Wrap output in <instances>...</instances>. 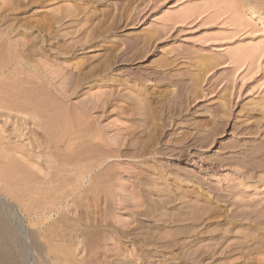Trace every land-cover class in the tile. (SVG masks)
I'll use <instances>...</instances> for the list:
<instances>
[{"label": "rangeland", "instance_id": "374dc122", "mask_svg": "<svg viewBox=\"0 0 264 264\" xmlns=\"http://www.w3.org/2000/svg\"><path fill=\"white\" fill-rule=\"evenodd\" d=\"M0 30V206L27 264H264V0H0Z\"/></svg>", "mask_w": 264, "mask_h": 264}, {"label": "bare ground", "instance_id": "6f19581e", "mask_svg": "<svg viewBox=\"0 0 264 264\" xmlns=\"http://www.w3.org/2000/svg\"><path fill=\"white\" fill-rule=\"evenodd\" d=\"M246 3H247V2H246ZM67 10H68V8H67ZM73 10H74V9H73ZM73 10H72V12H73ZM63 11H64V10H63ZM69 11H71V10H69ZM74 11H75V10H74ZM79 12H80V11H79ZM64 13H67L66 10H65ZM252 13H253V12H252ZM69 14H70V13H69ZM70 15H71V14H70ZM66 16H68V15L65 14V17H66ZM74 16H75V15H74ZM61 17L64 18V14H63V13H62V16H61ZM61 17H60L59 19H61ZM56 19L58 20V18H56ZM56 19H55V20H56ZM49 20H50V19H49ZM55 20H54V21H55ZM57 20H56V23H59L60 20H59V22H57ZM61 20H62V19H61ZM44 22H45V21H44ZM50 22H51V20H50ZM48 24H49V23H48ZM50 24H51V23H50ZM53 24H54V23H53ZM40 25H41V24H40ZM43 25H44V24H43ZM41 29H42V28H41ZM45 29H46V28H45ZM47 30H48V29H47ZM47 30H46V31H47ZM0 31H1V30H0ZM2 32H3V31H2ZM5 32H6V31H5ZM3 33H4V32H3ZM51 34H53V33H51ZM4 37H5V36H4ZM90 37H91V35H90ZM8 38H9V37H8ZM4 39H5V38H4ZM148 40H149V39H148ZM3 41H5V40H3ZM8 41H9V40H8ZM74 43H75V42H74ZM79 43H80V42H79ZM79 43H77V44H79ZM88 43H89V42H88ZM20 44H21V43H20ZM0 45H2V44L0 43ZM66 45H67V44H66ZM11 46H12V45H11ZM15 46H16V45H15ZM17 46H18V45H17ZM17 46H16V47H17ZM25 46H26V45H25ZM28 46H29V45H28ZM6 47H7V49H8V46H6ZM18 47H19V46H18ZM21 47H22V46H21ZM23 47H24V46H23ZM4 48H5V47H4ZM13 48H14V47H13ZM66 48H67V47H66ZM69 48H70V47H69ZM69 48H68V50H69ZM11 49H12V48H11ZM11 49H10V50H11ZM16 49H17V48H16ZM28 49H29V47H28ZM0 50H1V49H0ZM8 50H9V49H8ZM8 50H5V51H7V53H8ZM12 50H13V49H12ZM23 50H24V49H23ZM13 51H14V50H13ZM28 51H29V50H28ZM3 52H4V51H3ZM24 53H25V52H24ZM0 54H2V53H0ZM18 54H19V53H17V55H18ZM20 54L22 55L23 53L20 52ZM6 55H7V54H6ZM17 55H16V56H17ZM24 55H25V54H24ZM2 57H4V56L2 55ZM10 57H11V56H10ZM13 57H15V56H13ZM0 58H1V56H0ZM6 59H9V58H6ZM6 59L3 58L4 61H5ZM12 59H13V58H12ZM17 59H18V58H17ZM25 59H27V58H25ZM128 59H129V58H128ZM3 60H2V62H3ZM7 61L9 62V60H6V62H7ZM10 61H11V60H10ZM13 61H14V60H13ZM21 62H22V60H21ZM23 62H24V61H23ZM0 63H1V62H0ZM10 63H11V62H10ZM23 64H24V63H23ZM25 64H26V63H25ZM0 65H1V64H0ZM4 66H5V65H4ZM25 66H26V65H25ZM1 67H2V66H1ZM5 67H6V66H5ZM15 67H16V65H15ZM19 67H20V66H19ZM19 67H18V68H19ZM21 67H22V66H21ZM18 68H17V69H18ZM0 69H1V68H0ZM13 69H14V68H13ZM10 70H11V69H10ZM15 70H16V69H15ZM8 71H9V70H8ZM11 71H12V70H11ZM9 72H10V71H9ZM13 72H14V71H13ZM18 72H19V71H18ZM20 72H21V71H20ZM30 72H31V71H30ZM22 73H23V72H22ZM25 73H26V72H25ZM17 74L19 75V73H17ZM26 74H28V72H27ZM32 74H33V73H32ZM37 74H38V73H37ZM12 75H13V74L11 73V76H12ZM0 76H1V75H0ZM16 76H17V75H16ZM16 76H15V77H16ZM19 76H22V75H19ZM23 76H24V75H23ZM23 76H22V77H23ZM30 76H31V75H30ZM34 76H35V75H34ZM37 76H38V75H37ZM80 76H81V75H80ZM2 77H3V76H2ZM4 77H5V76H4ZM22 77H21V78H22ZM25 77H27V75H26ZM31 77H32V76H31ZM31 77H30V78H31ZM38 77H39V76H38ZM5 78H6V77H5ZM16 78H17V77H16ZM21 78H19V79L17 78V79L20 80ZM23 78H24V77H23ZM33 78H34V77H33ZM78 78H79V77H78ZM2 79H3V78H2ZM17 79H15V80H17ZM24 79H25V78H24ZM24 79H23V80H24ZM31 79H32V78H31ZM82 79H83V78H82ZM18 80H17V81H18ZM32 80H33V79H32ZM50 80H51V79H50ZM69 80H70V79H69ZM11 81H13V80H11ZM17 81H16L15 83H17ZM21 81H22V80H21ZM25 81H27V79L24 80V82H25ZM35 81H37V80L35 79ZM35 81H34V83H35ZM18 82H20V81H18ZM32 82H33V81H32ZM74 82H75V80H74ZM77 82H78V81H77ZM7 83H8V82H7ZM28 83L31 84V80H29ZM28 83H27V84H28ZM34 83H33V84H34ZM68 83H69V82H68ZM0 84H1V83H0ZM2 84H3V83H2ZM8 84H10V83H8ZM22 84H24V83H21V85H22ZM39 84H40V83H39ZM71 84H72V83H71ZM16 85H17V84H16ZM18 85H19V84H18ZM25 85H26V83H25ZM74 85H75V84H74ZM11 86L13 87V85H11ZM23 86H24V85H23ZM29 86H30V85H29ZM31 86H32V84H31ZM41 86H42V85H41ZM44 86H46V85H44ZM66 86H67V85H66ZM77 86H78V85H77ZM6 87H7V86H6ZM12 87H11V88H12ZM34 87H35V86H34ZM39 87H40V86H39ZM75 87H76V86H75ZM0 88H1V87H0ZM18 88H19V86L17 87V89H18ZM22 88H23V87H22ZM22 88H21V89H22ZM28 88H29V87H28ZM37 88H38V87H37ZM48 88H49V87H48ZM69 88H70V87H69ZM32 89H33V88H32ZM38 89H41V88H38ZM43 89H44V88H43ZM65 89H66V88H65ZM4 90H5V89H4ZM30 90H31V89H30ZM30 90H29V91H30ZM46 90H47V89H46ZM0 91H1V90H0ZM41 91H42V89H41ZM63 91H65V90H63ZM72 91H73V89H72ZM3 92H4V91H3ZM3 92H1V93H3ZM6 92H7V91H6ZM10 92H11V91H10ZM10 92H8V93H10ZM27 92H28V91H27ZM42 92H43V91H42ZM65 92H66V91H65ZM73 92H74V91H73ZM1 93H0V94H1ZM4 93H5V92H4ZM18 93H19V92H18ZM36 93H37V92H36ZM39 93H40V92H39ZM62 93H63V92H62ZM70 93H71V91H70ZM114 93H115V92H114ZM13 94H15V93H13ZM24 94H25V93H24ZM65 94H66V93H65ZM2 95H3V94H2ZM8 95H11V93L8 94ZM8 95H7V96H8ZM25 95H26V94H25ZM105 95H106V94H105ZM120 95H121V94H120ZM5 96H6V95H5ZM15 96H16V94H15ZM18 96H19V95H18ZM32 96H33V95H32ZM37 96H39V95H37ZM49 96H50V95H49ZM106 96H107V95H106ZM10 97H11V96H10ZM19 97H21V96H19ZM19 97L16 98V101H13V98H12V101L17 103L18 99H20ZM22 97H23V95H22ZM64 97H65V96H64ZM99 97H100V96H99ZM123 97H124V96H123ZM0 98H1V97H0ZM2 98H3V97H2ZM8 98H9V97H8ZM26 98H28V96H26ZM29 98H30V96H29ZM52 98H53V97H52ZM55 98H56V97H55ZM107 98H108V96H107ZM132 98H133V97H132ZM135 98H136V97H135ZM4 99H5V102H6V98H5V97H4ZM24 99H25V98H24ZM24 99H21V100L24 101ZM57 99H58V98H57ZM57 99H56V100H57ZM110 99H111V98H110ZM123 99H125V98H123ZM0 100H1V99H0ZM40 100L42 101L43 99H40ZM45 100H46V99H45ZM49 100H50V99H49ZM54 100H55V99H54ZM128 100H129V99H128ZM134 100H137V99H134ZM2 101H3V100H2ZM8 101L10 102L11 100H8ZM23 101H22V102H23ZM103 101H104V100H103ZM129 101H130V100H129ZM3 102H4V101H3ZM5 102H4V103H5ZM13 102H12V103H13ZM24 102H25V101H24ZM27 102H28V101H27ZM27 102H26V104H27ZM36 102H37V100H36ZM54 102H55V101H54ZM62 102H63V101H62ZM62 102H61V103H62ZM95 102H96V101H95ZM101 102H102V101H101ZM105 102H106V101H105ZM18 103H19V102H18ZM38 103H39V101H38ZM59 103H60V102H59ZM106 103H108V101H107ZM1 104H2V103H1ZM23 104H24V103H23ZM28 104H30V103H28ZM28 104H27V105H28ZM31 104H32V103H31ZM52 104H53V103H52ZM131 104H132V103H131ZM139 104H140V103H139ZM16 105H17V104H16ZM19 105H20V104H19ZM21 105H22V104H21ZM21 105H20V106H21ZM32 105H33V104H32ZM45 105H46V103H45ZM53 105H54V104H53ZM60 105H61V104H60ZM63 105H65V104H63ZM94 105H95V104H94ZM12 106H13V105H12ZM28 106H29V105H28ZM28 106H26V107H28ZM49 106H50V104H49ZM51 106H52V105H51ZM61 106H62V105H61ZM84 106H85V105H84ZM97 106H98V105H97ZM97 106H96V108H97ZM99 106H100V105H99ZM103 106H104V105H103ZM134 106H135V105H134ZM6 107H8V106H6ZM23 107H24V106H23ZM23 107H21V108H23ZM32 107H33V106H32ZM43 107H44V106H43ZM92 107H93V106H92ZM92 107H90V108L92 109ZM100 107H101V106H100ZM35 108H36V106H34L33 109H35ZM38 108L40 109V107H38ZM60 108H61V107H60ZM77 108H78V107H77ZM130 108H131V107H130ZM263 108H264V107H263ZM24 109H25V108H24ZM29 109H30V108H29ZM44 109H45V107H44ZM52 109H53V108H52ZM94 109H95V107H94ZM94 109H93V110H94ZM97 109H98V108H97ZM135 109H137V108H135ZM0 110H2V109H0ZM22 110H23V109H22ZM22 110H21V111H22ZM49 110H50V108H49ZM93 110H92V111H93ZM128 110H129V109H128ZM5 111H6V110H4L3 112H5ZM14 111H15V110H14ZM24 111H26V110H24ZM27 111H28V110H27ZM37 111H38V110H37ZM39 111H40V110H39ZM39 111H38V112H39ZM53 111H54V110H53ZM66 111H67V110H66ZM75 111H76V110H75ZM75 111H73V112L75 113ZM82 111H83V110H82ZM134 111H135V110H134ZM3 112H2V113H3ZM35 112H36V111H35ZM44 112H45V111H44ZM47 112H48V111H47ZM50 112H52V111H50ZM50 112H49V115H50ZM56 112H57V111H56ZM77 112H78V111H76V113H77ZM7 113H10V111L7 112ZM15 113H16V114H19V112L17 113L16 111H15ZM30 113H31V112H30ZM76 113H75V114H76ZM127 113H128V112H127ZM45 114H46V112H45ZM64 114H65V113H64ZM79 114H80V113H79ZM79 114H78V115H79ZM10 115H11V114H10ZM20 115H21V114H20ZM26 115H27V114H26ZM42 115H43V114H42ZM47 115H48V114H47ZM47 115H46V116H47ZM65 115H66V114H65ZM67 115H68V114H67ZM67 115H66V116H67ZM80 115H81V114H80ZM80 115L78 116V118L80 117ZM23 116H25V115H23ZM35 116H37V115H35ZM51 116H52V115H51ZM53 116H54V115H53ZM74 116H75V115H74ZM128 116H129V115H128ZM132 116H133V115H132ZM38 117H39V116H38ZM48 117H49V116H48ZM58 117H59V116H58ZM62 117H63V116H62ZM76 117H77V116H76ZM16 118H17V117H16ZM16 118H15V119H16ZM36 118H37V117H36ZM50 118H51V117H50ZM59 118H60V117H59ZM85 118H86V117H85ZM145 118H146V117H145ZM23 119H24V118H23ZM47 119H48V118H47ZM56 119L58 120V118H56ZM65 119H66V118H65ZM83 119H84V118H83ZM83 119H82V120H83ZM146 119H147V118H146ZM33 120H34V119H33ZM36 120H37V119H36ZM44 120H46V119H44ZM50 120H51V119H50ZM66 120H67V119H66ZM69 120H70V119H69ZM78 120H80V119H78ZM91 120H92V119H91ZM91 120H90V121H91ZM94 120H95V119H94ZM23 121H24V120H23ZM31 121H32V120H31ZM39 121H40V119H39ZM46 121H47V120H46ZM53 121H54V120H52V122H53ZM74 121H75V119H74ZM84 121H85V120H84ZM87 121H88V120H87ZM92 121H93V120H92ZM19 122H20V121H19ZM19 122H18V123H19ZM43 122H44V121H43ZM43 122H42V123H43ZM58 122H59V121H58ZM58 122H57V123H58ZM68 122H69V121H68ZM68 122H67V123L65 122L66 125H65L64 127H66V129H67L68 126H69ZM28 123H29V122H28ZM72 123H73V122H72ZM72 123H71V124H72ZM76 123H77V122H76ZM79 123H80V122H79ZM91 123H92V122H91ZM19 124H21V122H20ZM24 124H25V123H23V125H24ZM34 124H35V123H34ZM43 124H44V123H43ZM47 124H48V123H47ZM59 124H60V123H59ZM74 124H75V123H74ZM80 124H81V123H80ZM87 124H88V123H87ZM87 124H86V126H87ZM92 124H93V123H92ZM37 125H38V124H37ZM52 125H53V124H52ZM67 125H68V126H67ZM78 125H79V124H78ZM81 125L83 126L84 124H81ZM17 126H18V125H17ZM31 126H32V125H31ZM45 126H46V125H45ZM86 126H85V127H86ZM88 126H89V125H88ZM27 127H28V126H27ZM34 127H35V126H34ZM34 127H33V128H34ZM41 127H44V126H41ZM51 127H52V126H51ZM61 127H62V126H61ZM69 127H70V126H69ZM71 127H72V126H71ZM71 127H70V128H71ZM78 127H79V126H78ZM80 127H81V126H80ZM91 127H92V126H91ZM35 128H36V127H35ZM49 128H50V127H49ZM82 128H83V127H82ZM18 129H19V128H18ZM20 129H22V128H20ZM20 129H19V130H20ZM29 129H30V128H29ZM52 129L54 130V128H52ZM56 129H57V128H56ZM60 129H61V128H60ZM71 129H72V128H71ZM126 129H127V128H126ZM19 130H18V132H19ZM26 130H27V129H26ZM26 130H25V131H26ZM31 130H32V129H31ZM49 130H50V129H49ZM63 130H64V129H63ZM74 130H75V132H74ZM87 130H88V132L90 131L89 128H88ZM124 130H125V129H124ZM13 131L16 132V130H13ZM32 131H33V130H32ZM38 131H39V130H38ZM61 131H62V130H61ZM66 131H67V130H66ZM72 131L74 132V135H75V136L80 134V133H78V132H77V134H75L76 131H77L76 129H73ZM82 131H83V132L86 131L85 128H84V130H82ZM127 131H128V130H127ZM29 132H30V131H29ZM33 132H34V131H33ZM47 132H48V131H47ZM47 132H46V133H47ZM56 132H58V131H56ZM67 132H68V131H67ZM73 132H72V134H73ZM79 132H80V131H79ZM94 132H95V131H94ZM129 132H130V131H129ZM21 133H22V132H21ZM21 133H20V134H21ZM31 133H32V132H31ZM54 133H55V131H54ZM59 133H60V132H59ZM62 133H63V132H62ZM81 133H82V132H81ZM85 133H86V132H85ZM22 134H23V133H22ZM63 134H64V133H63ZM69 134H70V133H69ZM72 134H71V135H72ZM91 134H92V133H91ZM93 134H94V133H93ZM98 134H99V133H98ZM126 134H127V133H126ZM24 135H25V134H24ZM41 135H42V134H41ZM49 135H50V134H49ZM58 135H59V134H58ZM66 135H67V134H66ZM83 135H84V134H82L81 137L84 138ZM99 135H100V134H99ZM22 136H23V135H22ZM34 136H35V135H34ZM60 136H61V135H59V139H60L63 135H62L61 137H60ZM85 136H87V134H86ZM93 136H94V135H93ZM95 136H97V135H95ZM121 136H122V135H121ZM18 137H19V136H18ZM26 137H27V136H26ZM36 137H37V136H36ZM46 137H47V136H46ZM66 137H67V136H66ZM70 137H71V136H70ZM73 137H74V136H73ZM73 137H72V138H73ZM87 137H88V136H87ZM98 137H99V136H98ZM100 137H101V136H100ZM24 138H25V136H24ZM30 138H31V137H30ZM51 138H52V137H51ZM76 138H79V139H80V136H77ZM89 138H90V136H89ZM89 138H88V141H89ZM93 138H94V137H93ZM96 138H97V137H96ZM102 138H103V136H102ZM121 138H122V137H121ZM27 139H28V138H27ZM66 139H67V138H66ZM85 139H86V137L84 138V140H85ZM90 139H91V138H90ZM99 139H101V138H99ZM119 139H120V138H119ZM8 140H9V139H8ZM29 140H30V139H29ZM49 140H50V139H49ZM56 140H58V139H56ZM56 140H54V141L56 142ZM69 140H70V138L68 137V140H67V141H69ZM72 140H73V139H72ZM72 140H70V141H71L70 143H72ZM76 140H78V139H76ZM82 140H83V139H82ZM82 140L80 139V143H83ZM95 140H96V139H95ZM95 140H94V141H95ZM117 140H118V139H117ZM6 141H7V140H6ZM23 141H24V140H23ZM33 141H34V139H33ZM33 141H32V142H33ZM37 141H38V140H37ZM46 141H48V140H46ZM73 141H75V140H73ZM101 141L103 142V140H101ZM121 141H123V140H121ZM124 141H126V140L124 139ZM34 142H35V141H34ZM38 142H39V141H38ZM40 142H41V141H40ZM59 142H61V141H59ZM62 142H63V140H62ZM62 142H61V144H64V142H66V140H65L63 143H62ZM86 142H87V140H86ZM118 142H119V141H118ZM67 143L69 144V142H67ZM96 143H97V142H96ZM96 143H95V144H96ZM104 143H106V142L104 141ZM104 143H103V144H104ZM109 143H110V142H109ZM126 143H127V142H126ZM263 143H264V142H263ZM13 144H14V143H13ZM29 144H31V142H29ZM39 144H40V143H39ZM59 144H60V143H59ZM65 144H66V143H65ZM68 144H66V145L68 146ZM74 144H75V143H74ZM74 144L72 143L73 147L75 146ZM76 144H77V143H76ZM87 144H88V142H87ZM87 144H86V145H87ZM89 144H90V143H89ZM103 144H102V145H103ZM106 144H107V143H106ZM111 144H112V143H111ZM123 144H124V143H123ZM33 145H34V144H33ZM36 145H37V148H38V143H37ZM66 145H65V146H66ZM93 145H94V143H93ZM114 145H115V144H114ZM121 145H122V144H121ZM0 146H1V145H0ZM9 146H10V145H9ZM15 146H16V145H15ZM20 146H22V145H20ZM20 146H19V147H20ZM29 146H31V145H29ZM34 146H35V145H34ZM39 146H40V145H39ZM53 146H55V144H54ZM53 146H51V147H53ZM62 146H63V145H62ZM70 146H71V144H70ZM70 146H69V147H70ZM79 146H80V145H79ZM104 146H105V145H104ZM107 146H108V144H107ZM142 146H144V144H143ZM4 147H5V146H4ZM4 147H3V148H4ZM24 147H25V146H24ZM32 147H33V146H32ZM44 147H45V146H44ZM51 147H50V148H51ZM55 147H56V146H55ZM59 147H60V146H59ZM73 147H71V148L73 149ZM82 147H84V145H82ZM87 147H91V146L89 145V146H87ZM99 147H100V146H99ZM99 147H98V148H99ZM110 147H111V146H110ZM144 147H145V146H144ZM258 147H259V146H258ZM263 147H264V146H263ZM0 148H1V147H0ZM3 148H2V149H3ZM14 148H15V147H14ZM20 148H21V147H20ZM40 148H41V146H40ZM48 148H49V147H48ZM65 148L67 149V147H65ZM75 148H76V147H75ZM91 148H92V147H91ZM103 148H104V147H103ZM108 148H109V147H108ZM114 148L116 149V147H114ZM122 148H123V147H122ZM139 148H140V147H139ZM4 149H5V148H4ZM15 149H16V148H15ZM22 149H23V147H22ZM68 149H69V148H68ZM83 149H85L84 151H87V149H86L85 147H84ZM83 149H82V153L84 154ZM88 149H89V148H88ZM117 149H118V148H117ZM256 149H257V148H256ZM263 149H264V148H263ZM6 150H7V149H6ZM12 150H13V146H12ZM20 150H21V149H20ZM20 150H19V151H20ZM51 150H52V149H50L49 151L51 152ZM57 150H58V149H57ZM69 150H70V149H69ZM96 150H99V149H96V148H95L94 151L96 152ZM110 150H111V149H110ZM144 150H145V149H144ZM260 150H261V149H260ZM9 151H10V149H9ZM22 151H25V150H22ZM26 151H28V150H26ZM72 151H73V152H72ZM72 151H71V153H72L74 156H76L75 154H76L77 151H76L75 149H73ZM74 151H75V152H74ZM90 151H91V150H90ZM102 151H103V150H102ZM104 151H105V150H104ZM106 151H107V150H106ZM113 151H114V150H113ZM118 151H119V150H118ZM125 151H126V150H125ZM125 151H124V152H125ZM262 151H263V150H262ZM4 152H5V151H4ZM29 152H30V151H29ZM53 152H54V150H53ZM56 152H57V151H56ZM69 152H70V151H69ZM127 152H128V151H127ZM131 152H132V151H131ZM137 152H139V151L137 150ZM241 152H242V151H241ZM258 152H260V151H258ZM1 153H2V152H1ZM13 153H14V152H13ZM20 153H21V152H20ZM45 153H46V152H45ZM74 153H75V154H74ZM87 153H88V152H87ZM87 153L85 152V154H87ZM92 153H93V152H92ZM97 153H98V152H97ZM102 153H103V152H102ZM102 153L99 152V154H102ZM109 153H110V152H109ZM109 153H108V154H109ZM113 153H114V152H113ZM133 153H134V152H133ZM135 153H136V152H135ZM144 153H145V152H144ZM47 154H48V153H47ZM49 154H50V153H49ZM83 154H82V155H83ZM88 154H89V153H88ZM95 154H96V153H95ZM125 154H126V152H125ZM138 154H139V153H138ZM252 154H253V153H252ZM2 155H3V154H2ZM4 155H5V154H4ZM6 155H7V154H6ZM31 155H32V154H31ZM33 155H34V154H33ZM33 155H32V156H33ZM35 155H36V154H35ZM35 155H34V156H35ZM38 155H39V154H38ZM38 155H37V157H38ZM59 155H60V154H59ZM82 155H81V156H82ZM105 155H106V154H105ZM105 155H104V156H105ZM128 155H129V154H128ZM134 155H135V154H134ZM258 155H259V154H258ZM9 156L12 158L11 155H9ZM90 156L92 157V155H90ZM263 156H264V155H263ZM37 157L35 156V158H37ZM60 157H61V155H60ZM82 157H83V156H82ZM84 157H85V155H84ZM49 158H52V156H51V157L49 156ZM56 158H57V157H56ZM87 158H88V157H87ZM3 159H4V158H3ZM40 159H41V158H40ZM60 159H61V158H60ZM67 159H68V158H67ZM84 159H85V158H84ZM89 159H90V158H89ZM92 159H93V158H92ZM103 159H105V158H103ZM107 159H108V158H107ZM28 160H29V158H28ZM52 160H53V159H52ZM52 160H50V161H52ZM55 160H56V159H54V161H55ZM61 160H62V159H61ZM71 160H72V159H71ZM100 160H102V159H100ZM251 160H252V159H251ZM29 161H30V160H29ZM31 161H32V160H31ZM54 161H53V162H54ZM57 161H58V160H57ZM62 161H63V160H62ZM64 161L67 162V160H64ZM104 161H105V160H104ZM246 161H247V160H246ZM258 161H259V159H258ZM261 161H262V160H261ZM263 161H264V160H263ZM58 162H59V161H58ZM66 162H65V163H66ZM76 162H77V161H76ZM80 162H81V161H80ZM80 162H79V163H80ZM83 162H84V161H83ZM88 162H89V161H88ZM92 162H93V161H92ZM253 162H254V161H253ZM255 162H256V161H255ZM26 163H27V161H26ZM49 163H50V162H49ZM49 163H48V164H49ZM51 163H52V162H51ZM54 163H55V162H54ZM59 163H60V162H59ZM63 163H64V162H63ZM63 163H61V164H63ZM65 163H64V164H65ZM259 163H261V162H259ZM11 164H12V163H11ZM11 164H10V165H11ZM14 164H15V163H14ZM24 164H25V163H24ZM40 164H41V162H40ZM52 164H53V163H52ZM52 164H51V165H52ZM55 164H57V162H56ZM64 164H63V165H64ZM84 164H85V163H84ZM84 164H83V165H84ZM88 164H89V163H88ZM95 164H96V163H95ZM244 164H245V163H244ZM247 164H248V163H247ZM0 165H2V164H0ZM10 165H9V166H10ZM27 165H29V163H27ZM65 165H66V164H65ZM65 165H64V166H65ZM74 165H75V164H74ZM74 165H73V166H74ZM80 165H81V164H80ZM100 165H101V164H100ZM259 165H260V164H259ZM261 165H262V163H261ZM4 166H5V165H4ZM12 166H14V165H12ZM31 166H32V165H31ZM52 166H53V165H52ZM54 166H56V165H54ZM10 167H11V166H10ZM24 167H25V166H24ZM46 167H47V166H46ZM48 167H49V166H48ZM56 167H57V166H56ZM60 167H61V166H60ZM65 167L70 168L71 165H68V164H67V166H65ZM81 167H82V166H81ZM14 168H16V166H15ZM14 168H13V169H14ZM27 168H30V167H27ZM105 168H107V166H106ZM54 169H56V168H54ZM59 169H60V168H59ZM76 169H77V168H76ZM76 169H75V170H76ZM82 169H84V168H82ZM107 169H108V168H107ZM22 170H23V169H22ZM67 170H68V169H66L65 171L67 172ZM69 170H70V169H69ZM80 170H81V169H80ZM84 170H85V169H84ZM84 170H83V171H84ZM90 170H91V169H90ZM103 170H104V168H103ZM103 170H102V169H101V170L99 169L97 172H94L95 176L98 175V174L100 175L101 171H103ZM28 171H30V169H29ZM39 171H40V170H39ZM39 171H38V172H39ZM57 171H58V170H57ZM60 171H61V170H60ZM65 171H64V172H65ZM73 171H74V170H73ZM78 171H79V170H78ZM83 171H82V174H80V176L82 175L81 177L84 176V178H85L86 173H83ZM95 171H96V170H95ZM104 171H105V170H104ZM21 172H22V171H21ZM41 172H42V171H41ZM62 172H63V170H62ZM62 172H61V173H62ZM66 172H65L64 174H66ZM74 172H75V171H74ZM74 172H73V173H74ZM84 172H86V170H85ZM87 172H88V170H87ZM106 172H107V171H106ZM42 173H43V172H42ZM55 173H56V172H55ZM68 173H69V175H70V171H68ZM68 173H67V174H68ZM107 173H108V172H107ZM45 174H46V173H45ZM50 174L52 175V173H50ZM62 174H63V173H62ZM74 174H76V173H74ZM94 174H93V175H94ZM104 174H105V173H104ZM32 175H33V174H32ZM46 175H48V174H46ZM51 175H50V176H51ZM69 175H68V176H69ZM101 175H102V173H101ZM39 176H40V175H39ZM77 176H78V175H77ZM80 176H78V177H80ZM104 176H105V175H104ZM109 176H110V175H109ZM26 177H27V175H26ZM31 177H32V176H31ZM34 177H35V176H34ZM45 177H46V176H45ZM59 177H60V176H59ZM81 177H80V178H81ZM88 177H89V176H88ZM99 177H100V176H99ZM24 178H25V177H24ZM38 178H39V177H38ZM48 178H49V177H48ZM67 178H68V177H67ZM67 178H66V179H67ZM70 178H71V177H70ZM70 178H69V179H70ZM76 178H77V177H76ZM106 178H107V177H106ZM110 178H111V177H110ZM26 179H27V178H26ZM54 179H55V178H54ZM81 179H82V178H81ZM88 179H89V178H88ZM98 179H99V178H98ZM28 180H29V179H28ZM30 180H31V179H30ZM30 180H29V182H30ZM46 180H47V179H46ZM48 180H49V179H48ZM63 180H64V179H63ZM84 180L86 181V179H84ZM84 180H82V181H84ZM90 180H91V179H90ZM90 180H89V181H90ZM94 180H95V179H94ZM94 180L92 179V182H93ZM42 181H43V180H42ZM44 181H45V179H44ZM51 181H52V180H51ZM54 181H55V180H54ZM58 181H59V179H58ZM65 181H66V180H65ZM27 182H28V181H27ZM32 182H33V181H32ZM35 182H37V181H35ZM39 182H40V181H39ZM46 182H47V181H46ZM49 182H50V181H49ZM56 182H57V179H56ZM76 182H78V180H77ZM86 182H87V181H86ZM86 182H85V183H82V182H81V183H82L81 186H82L85 190H88V189H89L88 186H90V185H88ZM90 182H91V181H90ZM23 183H24V182H23ZM33 183H34V182H33ZM54 183H55V182H54ZM61 183H62V182H61ZM65 183H67V182H65ZM94 183H95V182H94ZM98 183H99V182H98ZM98 183H96L97 185L95 184V186H98V187H99V184H101V182H100L99 184H98ZM110 183H111V182H110ZM26 184H27V183H26ZM28 184H29V183H28ZM28 184H27V185H28ZM36 184H37V183H36ZM40 184H41V183H40ZM47 184H48V183H47ZM89 184H90V183H89ZM34 185H35V184H34ZM56 185H57V184H56ZM58 185H59V184H58ZM63 185H64V184H63ZM70 185H71V181H70ZM92 185L94 186V184H92ZM101 185H103V183H102ZM23 186H24V185H23ZM29 186H30V185H29ZM37 186H38V185H37ZM40 186H41V185H40ZM51 186H52V185H51ZM76 186H77V184H76ZM93 186H92V187H93ZM24 187H25V186H24ZM35 187H36V186H35ZM102 187H103V186H102ZM30 188H31V186H30ZM44 188H45V187H44ZM60 188H61V187H60ZM62 188H63V187H62ZM78 188H80V187L78 186ZM94 188H95V187H94ZM25 189H26V188H25ZM34 189H35V188H34ZM47 189H50V188H47ZM53 189H54V188H53ZM75 189H76V188H74V190H75ZM90 189H92V188H90ZM90 189H89V190H90ZM35 190H36V189H35ZM77 190H78V189H77ZM45 191H46V190H45ZM45 191H42V192H44L43 194H45ZM32 192H33V191H32ZM73 192H74V191H73ZM87 192L89 193V191H87ZM35 193H36V191H35ZM39 193H40V192H39ZM46 193H48V192L46 191ZM24 194H25V193H24ZM31 194H32V193H31ZM26 196H27V195H26ZM26 196H25V197H26ZM33 196H34V195H33ZM40 196H41V194H40ZM76 196H77V194H76ZM80 196H82L81 193H80ZM30 197H31V196H30ZM37 197H38V196H37ZM46 197H47V196H46ZM55 197H57V196H55ZM88 197H89V196H88ZM43 198H44V197H43ZM59 198H60V197H59ZM63 199H64V198H63ZM72 199H73V198H72ZM78 199H79V198H78ZM82 199H83V198H82ZM88 199H89V198H88ZM84 200H85V198H84ZM90 200H91V199H90ZM28 201H29V200H28ZM44 201H45V200H44ZM80 201H81V198H80ZM55 202H56V201H55ZM84 202H85V201H84ZM35 203H37V202H35ZM92 204H93V203H92ZM95 204H96V203H95ZM98 204H99V203H98ZM96 205H97V204H96ZM96 205H95V206H96ZM93 206H94V205H93ZM34 207H35V206H34ZM28 208H29V207H28ZM60 208H61V207H60ZM1 209H2V207L0 206V214H1V215H0V264H27V254H29V253H28L29 251H28L27 246H26V243H27V242H25L23 238H19V237H18L19 239L17 238L16 240H14V239H8V238H7V237H9V235L14 234L15 232H16V233H19V232L22 233V228H21V225H22V224H21L20 221H19V222H15L13 225H11V224H10L11 221H9V218H8L10 215L7 216L6 214H2L1 211H3V210H1ZM77 209H78V208H77ZM34 211H35V210H34ZM12 212H13V211H12ZM59 212H61V211H59ZM3 213H4V212H3ZM43 213H44V211H43ZM249 213H250V212H249ZM8 214H9V213H8ZM241 214H242V213H241ZM245 214H246V213H245ZM2 215H3V216H2ZM43 215H44V214H43ZM239 215H240V214H239ZM48 216H49V215H48ZM49 217H50V216H49ZM72 217H73V216H72ZM262 217H263V216H262ZM10 218H11V217H10ZM78 218H79V217H78ZM80 218H81V217H80ZM260 218H261V217H260ZM57 219H58V218H57ZM10 220H11V219H10ZM47 220H48V219H47ZM76 220H77V219H76ZM80 220H81V219H80ZM44 221H45V219H44ZM77 221H78V220H77ZM34 222H35V221H34ZM42 222H43V221H42ZM74 222H75V221H74ZM74 222H73V223H74ZM78 222H79V221H78ZM62 223H63V222H62ZM96 223H97V222H96ZM257 223H258V222H257ZM55 225H57V224H55ZM84 225H85V224H84ZM87 225H88V224H87ZM61 226H62V225H61ZM70 226H71V225H70ZM57 227H58V226H57ZM67 227H68V226H67ZM86 227H87V226H86ZM47 228H48V227H47ZM53 228H54V227H53ZM53 228H52V229H53ZM91 228H92V227H91ZM55 229H56V228H55ZM68 229H69V227H68ZM258 230H259V229H258ZM83 232H84V231H83ZM88 232H89V231H88ZM95 232H96V231H95ZM55 233H56V232H55ZM61 233H62V232H61ZM78 233H79V232H78ZM86 233H87V232H86ZM93 233H94V232H93ZM19 235H20V234H19ZM42 235H43V234H42ZM57 235H58V234H57ZM62 235H63V234H62ZM32 236H33V235H32ZM63 236H64V235H63ZM91 236H92V235H91ZM93 236H94V235H93ZM22 237H23V235H22ZM58 237H59V236H58ZM69 237H70V236H69ZM11 238H12V237H11ZM52 238H53V237H52ZM94 238H96V237H94ZM50 239H51V238H50ZM50 239H49V240H50ZM92 239H93V238H92ZM97 239H98V238H97ZM55 240H56V239H55ZM27 241H28V240H27ZM50 241H51V240H50ZM58 241H59V240H58ZM73 241H74V240H73ZM92 241H93V240H92ZM98 241H99V240H98ZM85 243H86V242H85ZM90 243H91V240H90ZM95 243H97V242H95ZM73 244H74V243H73ZM31 245H33V244H31ZM75 245H76V244H75ZM84 245H85V244H84ZM42 246H43V245H42ZM85 246H86V245H85ZM92 246H93V245H92ZM35 247H36V246H35ZM39 247H40V246H39ZM37 248H38V246H37ZM87 248H88V247H86V249H87ZM91 248H92V247H91ZM35 249H36V248H35ZM61 249H62V248H61ZM72 249H73V248H72ZM88 249H89V248H88ZM92 249H93V248H92ZM17 250L19 251L18 253H17ZM48 250H50V249H48ZM66 250H67V249H66ZM69 250H70V249H69ZM83 250H84V249H83ZM83 250H82V251H83ZM15 251H16V252H15ZM41 251H42L41 249H40L38 252H37V250H36V252L39 253V258H38V260L41 259L42 262H45V259L43 258V254H42ZM62 252H63V251H62ZM62 252H61V253H62ZM61 253H60V254H61ZM74 253H75V252H74ZM62 255H63V254H62ZM54 256H56V255H54ZM59 256H60V255H59ZM66 256H67V255H66ZM20 258L22 259V261L19 260ZM52 258H53V257H52ZM80 258H81V257H80ZM47 259H48V258H47ZM47 259H46V261H47ZM55 259H57V258H55ZM61 259H62V258H61ZM67 259H69V258H67ZM67 259H66V260H67ZM73 260H74V259H73ZM34 261H35V260H34ZM51 261H52V260H51ZM51 261H50V262H51ZM56 261H58V260H56ZM62 261H63V260H62ZM69 261H71V260H69ZM88 261H90V260L88 259ZM88 261H87V262H88ZM36 262H38V261L36 260ZM42 262H40V263L42 264ZM58 262H59V261H58ZM64 262H65V261H64ZM38 263H39V262H38ZM47 263H49V262H47ZM54 263H55V262H54ZM65 263H67V262H65ZM65 263H64V264H65ZM68 263H70V262H68ZM78 263H79V262H78ZM84 263H85V262H84ZM84 263H83V264H84ZM36 264H37V263H36ZM43 264H44V263H43ZM57 264H58V263H57ZM76 264H77V263H76ZM87 264H88V263H87Z\"/></svg>", "mask_w": 264, "mask_h": 264}]
</instances>
